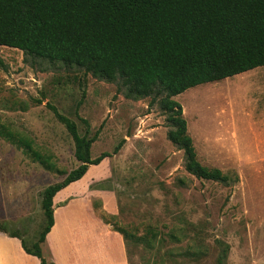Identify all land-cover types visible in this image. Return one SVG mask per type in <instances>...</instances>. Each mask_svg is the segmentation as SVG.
Instances as JSON below:
<instances>
[{"label": "rangeland", "instance_id": "374dc122", "mask_svg": "<svg viewBox=\"0 0 264 264\" xmlns=\"http://www.w3.org/2000/svg\"><path fill=\"white\" fill-rule=\"evenodd\" d=\"M83 92L78 113L89 121L91 135L100 130L92 157L123 144L103 159L105 178L98 171L90 173L98 175L93 180H86V174L70 183L58 192L59 206L73 210V200L86 191L83 185L113 192L118 212L102 208L98 200L93 205L112 229L131 235L126 240L118 231L125 239L128 264H219L223 244L229 245L225 264H264V66L175 96L198 159L236 172L239 181L231 185L198 179L186 171L184 150L167 137V114L151 97L127 98L117 81L0 46V120L12 132L31 136L66 172L79 162L73 139L49 104L74 119L84 133L86 126L76 114ZM64 177L0 138V212L12 214L6 219L7 229L20 232L32 246L44 225L41 192ZM26 181H34L38 189L31 194L29 187L28 202L19 204L14 198ZM58 215L61 220L62 210ZM86 219L74 218L73 229H80ZM153 233L157 236L152 246L133 242L132 235ZM71 234L65 231L63 239ZM73 245L65 243L61 255Z\"/></svg>", "mask_w": 264, "mask_h": 264}, {"label": "trees", "instance_id": "16d2710c", "mask_svg": "<svg viewBox=\"0 0 264 264\" xmlns=\"http://www.w3.org/2000/svg\"><path fill=\"white\" fill-rule=\"evenodd\" d=\"M0 46L25 55L76 66L93 76L121 84L131 99L151 97L167 114L168 139L184 150V168L198 179L231 185L236 172L204 165L197 156L183 108L175 96L207 82L264 66V0H0ZM81 133L77 122L49 104L74 142L79 165L60 169L43 154L35 140L12 132L0 120V138L21 148L34 161L65 177L41 192L44 225L32 246L22 238L26 252L48 262L43 243L54 225L53 197L81 179L92 164L117 153L93 158L91 148L100 130L91 135L86 118ZM105 220V219H104ZM107 222V221H106ZM0 220V231L18 236ZM130 239L124 229H116ZM156 233L133 242L152 246ZM229 245H221L219 264H225Z\"/></svg>", "mask_w": 264, "mask_h": 264}, {"label": "crops", "instance_id": "0c3cea01", "mask_svg": "<svg viewBox=\"0 0 264 264\" xmlns=\"http://www.w3.org/2000/svg\"><path fill=\"white\" fill-rule=\"evenodd\" d=\"M104 162L105 160L100 164L90 165L85 173V175L87 174L86 180H93L98 177V175L90 173L101 171V166ZM106 176L103 172L101 179ZM29 187H31V194H35L36 191L34 188L38 189V184L34 181L31 183L26 181L24 185H20V193L14 200L18 201L19 204L20 201L27 203V191ZM83 187H86V191L80 194L79 198L73 200V203H76L74 204L75 208L73 210H67V207L59 206V202L62 201L57 195L65 187L59 190L53 197L54 225L47 233L45 242L43 243L45 247L43 254L47 256L46 260L55 264H69L70 261H73V264H128L123 235L105 223L93 205V201L98 200L102 208L113 213L118 212L115 194L104 189L96 191L90 188L89 185H83ZM79 189L80 187H77L74 191H78ZM23 192H25L24 195ZM10 201L12 200L10 199ZM9 209L13 211L12 208ZM17 210L19 212L22 211L20 208ZM61 210L62 216L60 220L58 213ZM41 212H43L42 208ZM81 215L86 216V221L88 222H84V225L80 229H73V219ZM9 218H12V214L7 215L0 212L1 221L6 222V219ZM65 231L72 232V234L69 238L63 239V233ZM14 232L18 236L0 231V264H41V259L38 256L30 254L24 249L22 234L16 230ZM73 242V249L66 255H61L62 246L65 243L71 244Z\"/></svg>", "mask_w": 264, "mask_h": 264}]
</instances>
